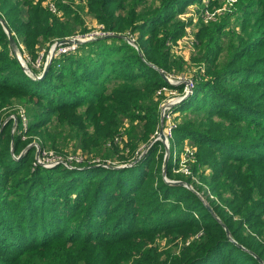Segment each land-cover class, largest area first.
I'll return each instance as SVG.
<instances>
[{
  "label": "trees",
  "instance_id": "trees-1",
  "mask_svg": "<svg viewBox=\"0 0 264 264\" xmlns=\"http://www.w3.org/2000/svg\"><path fill=\"white\" fill-rule=\"evenodd\" d=\"M43 1L0 0V21L20 50L83 29L72 0H52L58 16ZM81 1L104 32L137 48L96 39L34 81L0 22V264H264V0H236L231 25L226 14L198 20L193 93L174 109L181 122L170 148L194 141L190 169L200 185L176 180L196 187L214 214L196 193L163 180L160 142L132 167L100 166L135 161L155 137L167 97L160 90L182 92L158 70H193L171 46L187 26L177 17L195 0ZM15 104L26 127L9 113ZM33 137L40 157L82 162L44 168L35 147L21 155ZM171 170L170 156L169 180Z\"/></svg>",
  "mask_w": 264,
  "mask_h": 264
},
{
  "label": "rangeland",
  "instance_id": "rangeland-1",
  "mask_svg": "<svg viewBox=\"0 0 264 264\" xmlns=\"http://www.w3.org/2000/svg\"><path fill=\"white\" fill-rule=\"evenodd\" d=\"M226 1L227 0H195L193 2H189V5H187L183 9L184 11L182 12V14H180V16L177 17L179 20H182L184 23H186L187 26L185 28V34L176 42L177 44H173L171 46V53H172V55L174 57L182 58L183 60H185V61H187L189 63L190 57L193 56V54L195 53V50H194V48H193V46L191 44V42H193V40H194L193 33L196 32V25L199 24L198 20L201 19V17H203V15L205 16L202 19V21H204V22H207L209 18H214V22H219V20H221V18H223L222 17L223 14H226V15H228V16H226V19L228 17V19L230 20L229 21L230 25L233 23V19L235 18V14H234V9L233 8L227 9V11H225V12H221V10H223V8L225 7ZM71 2L74 3V5L72 7H77L78 6L80 8L81 17H82L83 22H84L83 29L82 30L78 29L76 31L75 35L87 34L88 30L94 28L97 25V23L94 22V20H92V18L88 14L87 9L84 6L85 3H83L82 1H78L77 2V1H74V0H72ZM47 3H46V0H45V1H43L42 4L46 6ZM185 3H188V1H186ZM206 15L209 16V18H206ZM204 24H208V23H204ZM139 34L140 33H135V36H137ZM14 42H15V40H14ZM54 43H55V41L52 44H54ZM15 45H16V49L17 50L14 53L13 52L12 53L15 56L20 68H21V65L25 64L28 67V69L33 71L38 76L39 75V71H37L35 69L33 64L39 59L41 54L48 55V51H49L51 45L50 46L49 45L48 46L45 45L43 47L42 46L41 47H36L34 49V51L30 52V53L27 50H25V49H21L20 50L18 48L16 42H15ZM83 52H86V50H84ZM45 53H47V54H45ZM84 54L88 55L86 53H83L82 56H84ZM44 59H45V57H44ZM47 59H46V61H47ZM87 61H88V57H87ZM189 66H190L189 68L193 69V70H190L191 72H184L182 74L175 73L176 77H187V78L190 77L192 79L193 78L192 74H193V72L195 71L196 68H195V66H193L190 63H189ZM51 67H52V60H51L50 68ZM152 68L156 69L154 66H152ZM59 69L60 68H58V70ZM21 70L23 71L22 68H21ZM156 70H158V69H156ZM158 72L159 73H163L162 71H159V70H158ZM31 80H34V79H31ZM34 81H38V80H34ZM175 94L178 95V96L181 95V94H178L176 92H175ZM176 107L173 108L172 114H170V123L173 122L174 125H176V124L181 122V120L178 119L179 112L174 110ZM10 111H11V112H9L10 114H23V115L25 114V108L22 107L21 104H15L14 107ZM186 114H188V113H184L181 116L184 117ZM159 115H160V111H159ZM11 117H13V116H11ZM26 124H27V119H25V125L24 126L22 125V126L26 127ZM165 125H164V127L162 126L163 130L165 129ZM160 129H161V125L159 123L157 131L154 134L155 137L157 136L156 134H157V132H159ZM173 131H172V138L169 139V141L173 139ZM33 138L34 139H32V142L29 144V146H31L33 148L35 147L36 153H37V150L39 152V148L37 146V143L35 142L36 141L35 137H33ZM191 141H189V140H185V141H182V142L175 141L176 142V146H173L172 150L170 148V143H169L168 160H169V158L171 156L172 157V170H171V172L174 175V179L173 180H169L166 177V174H165V178L167 180H169V181H180V180H176L178 178L175 177V176H179V175L180 176L182 175L183 177H186L185 175H183L181 173H177L176 170L179 167L178 164H179L180 160L185 155L184 149L187 148V149L191 150V148H193L194 151L196 150V148L194 146V143H192L194 141H192V142ZM177 143H179V144H177ZM183 152H184V154H183ZM36 153H35V155H36ZM45 153L46 154L45 155L42 154L41 157H40V154H38V155H39V158L41 159V162L45 163L47 165H51L50 163H53L55 160H57L58 158L56 159V157H59L61 160L63 159L60 156L54 155V153H52V152H45ZM69 155H72V154H69ZM156 156H157L156 159L158 158V159L162 160L161 163H162V166H163V160H164V156H165V145L163 143H161L160 148H158V154ZM168 160H167V163H168ZM37 161H38V159H37ZM161 163H160V165H161ZM69 166H71V165H69ZM162 166H161V169H160L161 173H162ZM166 167H167V165H166ZM153 171L157 173L158 172V168L157 169L154 168ZM165 172H166V170H165ZM191 182H195L196 187L200 185L199 179L194 177V176H193ZM196 187H192L191 186V189H193L196 192V190L194 189ZM197 195L200 198V200L208 206L207 201L204 199V197H202V193L199 192V193H197ZM218 256L221 257V258H225V256L222 255L221 253H219ZM217 261H218V259H217Z\"/></svg>",
  "mask_w": 264,
  "mask_h": 264
},
{
  "label": "built area",
  "instance_id": "built-area-1",
  "mask_svg": "<svg viewBox=\"0 0 264 264\" xmlns=\"http://www.w3.org/2000/svg\"><path fill=\"white\" fill-rule=\"evenodd\" d=\"M74 1H81V0H74ZM236 5V0H227L225 3V7L223 8V10H221V12H225L227 11V9H231L234 8V6ZM48 10L54 14V15H59V11L58 8L55 6V4L49 0L47 5ZM205 16L203 15V17H201V20L204 18ZM206 18H209V16L206 15ZM210 20H214V18H209L207 22L204 23H208ZM108 36H112L111 34H108L106 32L103 31V27L101 25H96L94 28L90 29L89 32L87 34H82V35H75V36H71L66 38V40H69L70 43H66V44H58L57 48L54 51V54L52 56V61L54 59L60 60L62 56L64 55H68L71 53H74L76 51V49L78 48L79 45H76L74 43V41H80L82 42V44L84 43H88L91 41H94L96 39H101V38H107ZM128 39L131 42H128V44H130L131 46L135 47V43H134V39L128 37ZM59 41H55L54 44L51 45L49 51H48V55H44L41 54L39 59L33 64V66L35 67V69L37 71H39V75H41V72L44 70L46 64L49 62L50 60V50L52 47H54L56 45V43ZM47 54V53H45ZM45 57V59H44ZM48 58V59H47ZM47 59V61H46ZM59 67V66H57ZM168 78V84L171 86H183V90L182 92H177V91H172V90H168L166 88H162L160 91L165 92V94L167 95L166 99H164V101L162 102V105L160 107V115H159V120H160V116L162 115L163 117V123L162 126L164 127L165 125V129L163 130V134L165 136V142L163 143L164 145H166L167 147H169V139L172 138V131L175 128L174 123H170V114H172L173 109L170 108V105L175 103L177 100L183 99L185 97H189L192 95L193 93V89H194V82L193 80L189 77H172V76H167ZM181 94L180 96L175 94ZM167 100V101H166ZM166 102V103H165ZM21 119H22V125H25V116L23 114H20ZM158 136V132L156 134ZM156 136V137H157ZM162 143V142H161ZM185 155L184 157H182V159L179 162V167L176 170L177 173H181L183 175H185L186 177H192V171H191V163L194 162V149L191 148V150L185 148L184 149ZM183 152V154H184ZM38 159V161H37ZM36 159L37 164L43 166L44 168H51L53 166H55L56 164H66V165H70V164H79L82 162L81 158H75V157H67L65 160H61L60 158H56L57 160H55L53 163H50L51 165H47L45 163L41 162V159L38 158ZM193 178V177H192Z\"/></svg>",
  "mask_w": 264,
  "mask_h": 264
},
{
  "label": "water",
  "instance_id": "water-1",
  "mask_svg": "<svg viewBox=\"0 0 264 264\" xmlns=\"http://www.w3.org/2000/svg\"><path fill=\"white\" fill-rule=\"evenodd\" d=\"M0 22H1V21H0ZM1 25H2V27H3V29H4V31H5V33H6V35L8 36L9 46H10L12 52L14 53V52L17 50V49H16L15 42H14V39H13L12 35L9 33V31L7 30V28L5 27V25H4L2 22H1ZM108 37H109V38H111V37H112V38H117V39H120V38H121V39L125 40L126 42H131V41L128 39V37H123V36H108ZM66 43L68 44V43H70V41H69V40H66V39H65V40H60L59 42L56 43V45H55L54 47L51 48V50H50V55H51L50 60H49V62L46 64V66H45L44 70L41 72V75H40V76H37L33 71H31L30 69H28V67H27L25 64L21 65V68L23 69V71H24V73L26 74V76H28L29 78L34 79V80H42V79L46 76L47 72H48L49 69H50L51 59H52V56H53L54 51H55V49L57 48L58 44H66ZM74 43H75L76 45L82 44V42H80V41H74ZM135 48H137V47L135 46ZM159 74H160L161 78H162L166 83L169 82V81H168V78L166 77V75H165L164 73H159ZM186 99H187V97H185V98H183V99H180V100H177L175 103H173V104L170 105V108L173 109L174 107H176L177 105H179L181 102H183V101L186 100ZM159 123H160V125H161V129H160L159 132H158V136L155 137V138L152 140V142H150V143L147 145V147L143 150V152L140 154V156H139L135 161H133L132 163L126 164V165H121V166H114V167H112V166H108V165H100V166H102L103 168H109V169H124V168H128V167H132L134 164H136L140 159H142V158L147 154L148 150L151 148V146H152L155 142H160V143H161V142H162V143L165 142V136H164V134H163V129H162V123H163V117H162V115L160 116ZM30 147H31V146H28V147L26 148V150H24L23 153H22L21 155H23V154L27 151V149L30 148ZM38 154H39V152H38V150H37V153H36V155H35V159L38 158ZM168 156H169V149H168V147L165 145V156H164L163 166H162V177H163V180H164L167 184H169V185L183 186V187L189 189L190 191L196 193L193 189H191V186H190L189 184L185 183V182H181V181H169V180H167V179L165 178V170H166V165H167ZM57 165H59V164H56L55 166H57ZM60 165L66 167V168H69V169H74L72 166H69V165H66V164H60ZM53 167H54V166H53ZM196 194H197V193H196ZM206 207L209 209L210 213L214 214V213L212 212V210H211L207 205H206ZM226 232H227V230H226ZM227 233H228V232H227ZM229 239H230V238H229ZM230 240H231V239H230ZM231 242H233L234 244H236V243H235L234 241H232V240H231ZM259 261H260V260H259Z\"/></svg>",
  "mask_w": 264,
  "mask_h": 264
},
{
  "label": "crops",
  "instance_id": "crops-1",
  "mask_svg": "<svg viewBox=\"0 0 264 264\" xmlns=\"http://www.w3.org/2000/svg\"><path fill=\"white\" fill-rule=\"evenodd\" d=\"M92 20H94V19H92ZM94 22H96V21L94 20Z\"/></svg>",
  "mask_w": 264,
  "mask_h": 264
}]
</instances>
